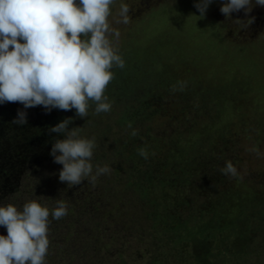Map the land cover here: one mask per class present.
Here are the masks:
<instances>
[{
	"label": "rangeland",
	"instance_id": "rangeland-1",
	"mask_svg": "<svg viewBox=\"0 0 264 264\" xmlns=\"http://www.w3.org/2000/svg\"><path fill=\"white\" fill-rule=\"evenodd\" d=\"M76 2L79 4V0ZM225 2L213 0L206 13L201 15L196 7L198 0H115L108 20L112 28L120 31V37L116 40L110 34L109 38L126 63L141 68L143 81L145 77L147 81L153 79L148 84H154L153 75L158 71L159 82L164 77L163 83L168 82L167 74L175 76L179 84L191 79L197 99L189 100V115L176 116L177 121L183 124L179 149L190 152L191 158L196 156L192 157V153H199L197 156L209 154L220 138L219 133H224L221 137L223 142L218 145L220 153L226 150L223 164L231 161L238 172L236 178L239 182L231 183L232 187L264 205V6L256 5L252 0L251 12L246 13L242 9L233 12L229 18L220 11ZM122 3L130 7L128 24L117 23ZM145 82L134 89L138 94ZM116 91L111 84L108 85L105 95L112 104L109 112L96 114L95 104L90 102L88 117L85 118L77 116L75 109L63 111L53 108L48 111L41 108L43 111H33L37 106L25 108L20 103L0 104V114L1 105L8 109H21L26 112L27 120L31 119L29 125L41 131L44 127L35 126V121L48 113V117L55 113L62 121L72 118L69 131L80 127L81 138H95L96 147L91 160L93 174L97 165H107L111 169L109 173L100 175L95 184L86 178L80 185L69 186L59 180L63 165L55 163L51 155L53 141L66 139L65 133L53 132V141H47L38 148L30 146L27 139L15 145L16 166L20 167L14 173L17 176L7 182L4 192H0V206L12 204L22 210L25 203L36 200L49 208L50 245L46 264H151L154 258L161 260L159 264H177L175 256L182 255L184 249L180 248L181 252H178L172 239L168 238L171 234L168 226L159 224L158 227V230L165 231L166 241L152 238L157 232L146 216H152L157 207L137 192L136 188L142 191L145 183L132 179L125 170L131 166L124 162L128 161L126 153L119 152L116 145L122 139L127 143L129 139L136 138L142 142L146 140L143 134L149 133L160 141L158 146L165 147L160 159L166 160L165 154L171 149L168 138L175 136L174 130L178 125L170 124L166 130L164 122L154 121L129 128L127 122L124 124L120 120L121 113L129 111L132 105L129 93H121L120 96L125 97L123 102L118 96L120 92ZM170 92L167 94L160 90L152 100L158 101L159 104L154 106H158L160 111L173 114L178 110V103L171 97L178 90ZM221 94L222 98H215ZM202 97H206V103L200 101ZM8 113L2 116L1 128L17 119L15 114ZM150 129L154 131L148 132ZM133 130L137 135L129 137ZM150 136L148 144L154 143ZM2 144L5 141H0V146ZM164 144H168L167 147ZM226 179L229 182L232 177L225 176ZM212 190L204 191L207 200L214 196ZM152 198L156 200L153 195ZM58 200L67 204L68 214L55 220L51 211ZM228 201L234 204L233 199ZM97 207L101 211H97L94 219L91 213ZM257 212H252L254 222L251 225L257 227L259 233H256L255 241L245 248L247 256L241 255V264H264V234L261 233L264 228ZM0 235H7L6 227L0 226ZM227 235L225 233L221 237ZM226 239V247L231 248L234 237L229 235ZM186 251V264H201L196 262L189 249ZM214 254L211 253L206 264L236 263L235 257L221 255L217 259Z\"/></svg>",
	"mask_w": 264,
	"mask_h": 264
},
{
	"label": "clouds",
	"instance_id": "clouds-1",
	"mask_svg": "<svg viewBox=\"0 0 264 264\" xmlns=\"http://www.w3.org/2000/svg\"><path fill=\"white\" fill-rule=\"evenodd\" d=\"M114 2L0 0V104L43 106L48 111L75 109L77 116L85 118L91 102L95 104L96 114L109 112L112 104L105 93L115 78L112 69L125 67L118 48L109 38L110 34L116 40L120 37V31L112 28L108 20ZM212 2L198 0L196 7L201 15ZM255 3L264 6V0ZM242 9L251 12L252 0H226L220 11L230 18L233 12ZM129 12V5L122 3L117 23L128 24ZM184 87L186 82L179 90ZM172 91H177L176 85ZM26 115L24 111L18 112L13 123L26 124ZM71 122L72 118H67L50 129L67 137L57 140L51 149L54 162L63 165L59 180L76 186L90 178L95 184L100 175L111 169L97 165L93 174L95 138H81L80 127L69 131ZM127 126L131 128L132 123ZM131 135L136 136V131ZM138 154L148 158L144 147L138 149ZM221 172L225 176H238L231 161ZM67 214V204L58 200L51 211L52 217L60 220ZM49 216V208L36 200L25 203L22 210L12 204L0 206V226L7 229L6 236L0 235V264H46Z\"/></svg>",
	"mask_w": 264,
	"mask_h": 264
},
{
	"label": "trees",
	"instance_id": "trees-1",
	"mask_svg": "<svg viewBox=\"0 0 264 264\" xmlns=\"http://www.w3.org/2000/svg\"><path fill=\"white\" fill-rule=\"evenodd\" d=\"M136 66L137 65L131 67L129 63H126L125 59V67L123 69H112L115 78L110 84L113 86L114 90H117L118 93L120 92L118 96L121 101L125 100V97L120 95L125 92V94L129 93L128 98L132 103V105L129 106V111L124 114L121 113L120 120L124 124L126 122H131L134 128H137L139 123L141 126H144L146 123L148 124L154 121L164 122L166 124L164 128L166 126L170 128V124L174 125L177 123L178 125L174 130L175 136L170 137L171 139L168 138L171 149H168V152L165 154L166 160L160 159V155L163 152L165 153V147L161 148L158 146L157 143L160 141L154 139L153 137L155 136L152 134V136H150L149 133L143 134L146 140L142 142L138 141L137 138L134 140L129 139L128 143L122 139L120 140L121 142L117 141L118 144H116L118 145L117 149L119 148V152L126 153L125 157L127 158L125 159L128 161L125 160L124 162L131 166L130 168L126 167L127 169L125 170L133 177L132 179L138 181L142 180L145 183V186L142 187V191L136 188L137 192L146 197L145 199H147L150 204L154 203L157 207V209L152 212V216H150V214L146 216L147 221L151 223L152 227L157 232L152 238L155 241H166L165 231L162 232L158 230V227H160L159 224H161L162 226L166 225V227L168 226V228H170L168 232L171 233V237L169 236L168 238L172 239L171 242L175 244L174 247L178 248V252H181L180 248L184 249L182 255L179 253L178 256H175L177 264H186L187 261L185 258L187 257H184V254L187 252V249L190 250L196 262L201 264H206L205 261H207L208 258L210 259L211 253H213V255L216 253L215 257H217V259H220L221 255L230 256L231 258L235 257L237 259L234 264H241L239 263L241 255L245 254L247 256L245 248L249 243L255 241L257 236L256 233H259L257 227L251 225V222H254L252 212L256 213L259 211L257 213L260 216L262 228H264V205L260 204L259 201L252 198L250 195L245 196L235 190L231 183L235 181L239 182L236 177H232L229 182L227 179L225 180V175L222 174L221 169L226 166L223 164L226 160V150L224 149L220 153L218 146L219 142H223L221 137L223 138L225 135L224 133H219L220 138L213 145L209 154L197 156L199 153H192V157L193 155L196 156L195 158H191L189 155L190 152L179 149L180 140L183 138L181 131L183 124L177 121L176 116L182 118L189 115L191 112L189 100L197 99V92L191 85V79L186 82L187 86L181 91L179 90L181 84L176 83L179 82V80L173 75H166L168 82H162L164 77H161L159 82L160 73L158 71L153 75L155 79L154 84H148V82H152L153 79L147 81V77H145L144 80L146 82L143 81V77H141L143 72L141 68H137ZM143 82H145V84H142V90L140 89L141 93L138 94L135 90L138 89L137 86H141ZM174 84L177 86L178 92L177 94L173 93L171 99H174L178 103L177 112L172 114L166 110L160 111L158 106H154L159 104L158 101L152 100V98H155V95L159 94L160 90H162V93H171L170 91H172ZM131 91H133V94ZM222 96L221 94L215 96V98H222ZM201 99V102H207L206 97H202ZM15 105L16 104H14V106ZM41 108L45 109L43 106H37L33 111H40ZM43 109L41 111H43ZM1 110L0 124L3 119L2 116L8 113V111V114H15V117L17 116L16 118H18V112L22 111L21 109H8L7 106L3 105H1ZM11 111H13V113H11ZM32 113L35 114V112ZM48 116L49 113L43 117H39V120L35 121V126L44 127L43 131L39 130L37 127H31L29 125L31 119H28L27 123L23 125L13 123V120H11L9 121L10 123H7L8 125H6L5 128H1L0 126V141H5V144L0 146V164L3 165H0V192H4L8 184L7 182H9L12 177L17 176L16 174L14 175V173L20 167L18 164L16 166L17 161L15 158L17 156V149L15 145L27 139L30 146L38 148L39 145H44L47 141H53V132H51L50 129L62 122V120L57 118L55 113H51V117ZM164 120H166V122ZM147 131L151 133L154 130L150 129ZM130 135L129 133V137H131ZM149 136L154 140V143L148 144L147 140ZM163 137L166 138L165 136ZM56 141L55 139L53 143ZM203 143L207 144L208 142L203 141ZM164 145L167 147L168 144ZM141 147L146 148L148 152L147 159L138 154V149ZM13 151L14 155L12 154ZM12 155L14 158L11 157ZM153 157H155V159ZM220 165H222L221 169ZM166 168L171 171L169 170L168 172ZM120 170L119 172H121ZM129 185L131 186V184ZM217 186L219 190L216 188ZM212 189L214 190V193L212 192L214 196L212 195V198L210 196L209 201L207 197H204V191H210ZM152 195L156 197V200L152 198ZM229 199H233L234 204H231L228 201ZM98 210L101 211L99 207L92 211V218L96 216ZM258 215L256 214L255 217H258ZM226 220H228V222H226ZM225 233L234 237L231 248L225 245L228 242L226 238H228L229 235L225 238L221 237V235ZM261 233L264 234V229ZM160 261L161 260H158V258H154L151 264H159ZM223 263L225 264V262Z\"/></svg>",
	"mask_w": 264,
	"mask_h": 264
}]
</instances>
